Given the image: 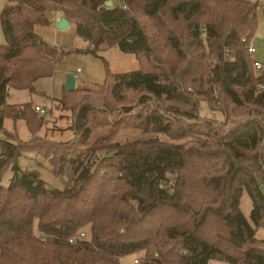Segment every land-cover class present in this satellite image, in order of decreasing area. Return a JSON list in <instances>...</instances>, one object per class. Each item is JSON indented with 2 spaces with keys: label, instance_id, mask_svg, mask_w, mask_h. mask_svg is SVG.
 Returning a JSON list of instances; mask_svg holds the SVG:
<instances>
[{
  "label": "trees",
  "instance_id": "1",
  "mask_svg": "<svg viewBox=\"0 0 264 264\" xmlns=\"http://www.w3.org/2000/svg\"><path fill=\"white\" fill-rule=\"evenodd\" d=\"M106 1L4 0L0 176L13 163L14 177L7 187L0 184V264H121L122 258L141 252L139 264H208L216 257L230 264H264V240L256 237V230L264 228L261 120L232 128L211 144L199 140L196 147L156 139L116 143L109 148L119 159L101 169V174L81 155L64 160V153L54 154L50 149L55 142L42 150L20 144L29 141L10 140L3 128L5 118L25 120L33 134L47 115H39L30 103L8 105V90L32 91L34 81L50 76L68 54L33 30L35 25L50 23L48 16L54 10L63 11L75 25L76 35L90 43L89 53L97 55L101 45L116 46L123 53L155 61L138 17L145 16L164 34L163 47L168 48L164 59L172 70L183 67L181 76L190 75L192 84L201 81L197 88L217 86L235 105L249 103L264 109V89L257 88L259 83L264 85V71L254 70L253 55L247 51L258 27L257 2L111 0V6H106ZM175 23L186 29L187 42L171 28ZM109 76L116 97H121L122 89L145 91L157 100L185 103L195 119L198 102L184 94L185 81L178 75L165 78L141 70L110 74L107 69ZM79 91H66L61 100ZM86 118V105H81L76 124L82 128V142L88 138ZM164 119L148 114L143 130L173 134V126ZM62 146L57 144V149ZM22 150L48 159L55 175L69 169L70 184L51 188L35 171L18 174L15 161ZM244 192L252 205L249 220L240 209ZM79 232L86 239L69 242Z\"/></svg>",
  "mask_w": 264,
  "mask_h": 264
},
{
  "label": "rangeland",
  "instance_id": "2",
  "mask_svg": "<svg viewBox=\"0 0 264 264\" xmlns=\"http://www.w3.org/2000/svg\"><path fill=\"white\" fill-rule=\"evenodd\" d=\"M3 6L4 0H0V13ZM257 15L258 27L256 35L251 42L258 51L256 57L264 62V15L260 11H258ZM138 17L148 42L153 47L155 61L152 58L144 57V55L136 56L134 54L121 53L117 47L103 50L105 45L99 47L98 51H102L98 52L97 55L86 51L68 53L58 67L65 66L66 69L71 70L79 67L80 72L77 73L76 80L84 88H81L78 93L73 92L71 95L65 96V99L55 104L54 107L40 96H32L33 103L38 102L41 105H45L44 109L47 110L48 115L43 120L44 123L40 129L32 134L28 140L29 143L20 144L28 148L35 146L43 150L44 145L50 147V143L55 142L56 144L50 149L54 154L64 153V160H70L76 155H81L85 161L91 164L90 166L94 171L101 174V169H105L106 165L117 162L119 159L115 154V150H112V147L109 148L116 143L123 145L135 141L156 139L168 144H193L196 147V143L199 140L208 141L211 144L215 138L223 136L230 129L249 120H261L264 126L263 108L249 103L235 105L220 92V88L217 86L207 88L200 85L197 88L196 86L201 84V81L197 80L195 84H192L190 75L181 76V70L179 69L183 67L179 66L176 67V70H172L164 59L168 50V48L163 47L166 42L164 34L161 30L156 29L154 22L148 20L147 17L141 15H138ZM37 28H42L43 33L41 36L46 41L57 44L62 43L63 46L71 47L72 49H88V41L76 37L72 25L63 30H57L58 35L55 34V36L52 33L50 34L51 29H53L52 26H38ZM171 28L175 30L183 42H187L188 37L185 28H182L178 23L171 25ZM63 41H71L72 44L65 42L69 44L66 45ZM4 44L5 39L0 25V45ZM211 61L212 59L210 58L208 62L213 63ZM107 69L111 74L141 70L143 72L158 73L165 78H167L166 75L168 78L178 75L180 80L183 78L185 81L183 90L186 93L184 94L193 96L192 100L198 102V112L194 116L195 119L189 116L190 107L185 103L168 102L164 99L157 100L153 95L145 91L122 89L121 97H116L112 91L114 86L113 78L105 76ZM172 72L175 74L172 75ZM206 72L208 73V70ZM235 90L242 92L243 89L236 87ZM256 92L259 91L256 89ZM13 95L19 96L16 93ZM8 100L10 103L14 102L13 98ZM81 105H86L87 108L85 122L88 129V138L85 142H82V128L78 129L76 124L78 123L79 107ZM148 114L162 115L173 126V134L143 130V119ZM6 132H8L7 134L10 136L11 141L14 139L20 140L16 130ZM48 142L49 144H47ZM57 144H64L62 146L63 149L71 148L72 150L62 152V148L57 149ZM260 148H264V142L261 143ZM61 149L62 151H60ZM108 156H112V158L106 161L105 157ZM15 164L18 167V174L20 172L35 171L46 186L51 188L64 189L70 184V179L72 178L69 169H66L60 175H55L49 160L31 150H22ZM13 165V163L8 164L0 176V184L4 187H7L14 177ZM167 177L171 178V175L168 174ZM251 208V200L248 194L244 192L240 198V209L248 220ZM258 229L259 236L264 235V228ZM143 254L141 252L128 255L121 260V264H130L133 258H140ZM219 259L221 258L216 257L214 260H210L208 264H230L225 260Z\"/></svg>",
  "mask_w": 264,
  "mask_h": 264
},
{
  "label": "crops",
  "instance_id": "3",
  "mask_svg": "<svg viewBox=\"0 0 264 264\" xmlns=\"http://www.w3.org/2000/svg\"><path fill=\"white\" fill-rule=\"evenodd\" d=\"M248 1L257 2L259 5H261V3L264 0H248ZM259 11H260V6H259ZM70 25L73 26V31L75 33V36L78 37L76 35L75 25L72 22H69L68 27ZM38 26H45V27L52 26L53 29H51L50 34L52 33V35L55 36V34L58 35L57 30H59L56 27V24L50 22L47 25H35L33 30H34V33L37 34L40 38H42L46 43H48L51 46H56L57 49L58 48L63 49L65 52H68L70 54L75 53L74 50H79V52H77V53H81L82 51L88 52V50L92 49V46L90 45L89 42H88L89 43L88 49L87 50H83V49H72L71 47L63 46L62 43L57 44V43H52V42L46 41L45 38H43L41 36V34L43 33L42 28H37ZM57 40L58 39L56 37V41ZM65 42L69 43V44H72L71 41H63L64 44H66ZM69 44H66V45H69ZM59 45H62V46H59ZM112 47H116V46H112ZM112 47L104 48L103 50H106V49L109 50ZM100 51H102V50H100ZM100 51H97V53L100 52ZM121 53H123V52H121ZM257 53H258V51L255 49V54L252 56L253 59L262 61V59L256 57ZM124 54H126V53H124ZM63 58H64V56L61 58L60 61H58L56 63V65L54 66V70H53V72H52V74L50 76L42 77V78H39L36 81H34L32 91H30L28 89H22V90L9 89L8 90V96L6 98V103L8 105H14V106H21V105H23L25 103H30L32 108L35 105L42 106L43 108H45L44 107L45 105H41L38 102L37 103H33V97L32 96L37 95V96H40L44 101L50 102L51 106L54 107L55 104L60 103V101L63 98L64 94L66 93V91H68L66 86H65L66 74H72L74 76V78H75V89L81 90V88H84L82 85L77 83V80H76L77 73L80 72V68L79 67H76L75 70L74 69H72V70L71 69H66L65 66L64 67H58L59 63L62 61ZM105 76L107 77V72H106ZM15 93L18 94L19 96H14L13 94H15ZM20 93H22V94H20ZM23 93H25V94H23ZM9 98H13L14 102L10 103L9 100H8ZM20 127L22 128L21 130H20ZM3 128H4L5 131L16 130L17 133H18V138L20 139V141H28L31 138V136H32V134L30 133V131L28 129V126H27L25 120H23V119L12 120L10 118H5L4 121H3ZM258 230L259 229L256 230V237L258 239L264 240V235L259 236Z\"/></svg>",
  "mask_w": 264,
  "mask_h": 264
},
{
  "label": "built area",
  "instance_id": "4",
  "mask_svg": "<svg viewBox=\"0 0 264 264\" xmlns=\"http://www.w3.org/2000/svg\"><path fill=\"white\" fill-rule=\"evenodd\" d=\"M260 11H261L262 15H264V1L260 5ZM48 17H49V21L51 23L57 24L61 18H65V15H64V12L61 11V10H54V11L50 12ZM202 35L203 36L206 35L205 31H203ZM242 41H245V39H242ZM247 51L251 55L255 54V47H254V45H253V43L251 41L248 42ZM253 67H254V70L257 73L260 74V73H262L264 71V62L254 59L253 60ZM257 88L263 90L264 89V85L262 83H259L257 85ZM34 110L39 115H42V116L47 115V111L44 108L40 107V106H35ZM84 239H86L85 233L84 232H79L76 236H74L71 239H69V242H75L76 240H84ZM139 261H140L139 258H133V260L131 261L130 264H139Z\"/></svg>",
  "mask_w": 264,
  "mask_h": 264
},
{
  "label": "water",
  "instance_id": "5",
  "mask_svg": "<svg viewBox=\"0 0 264 264\" xmlns=\"http://www.w3.org/2000/svg\"><path fill=\"white\" fill-rule=\"evenodd\" d=\"M111 4H112L111 0H107L105 2L106 6H111ZM68 24H69V22H68V20L66 18H61L59 20V22L56 24V27L59 30H62V29L67 28ZM65 86H66L68 91L75 90V78H74V76L72 74H67L66 75ZM41 119H43V117H41Z\"/></svg>",
  "mask_w": 264,
  "mask_h": 264
}]
</instances>
